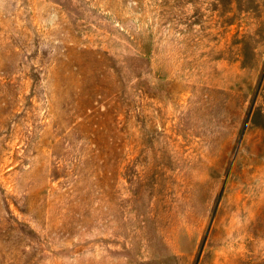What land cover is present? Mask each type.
Wrapping results in <instances>:
<instances>
[{"label":"rangeland","instance_id":"obj_1","mask_svg":"<svg viewBox=\"0 0 264 264\" xmlns=\"http://www.w3.org/2000/svg\"><path fill=\"white\" fill-rule=\"evenodd\" d=\"M0 264H264V0H0Z\"/></svg>","mask_w":264,"mask_h":264}]
</instances>
